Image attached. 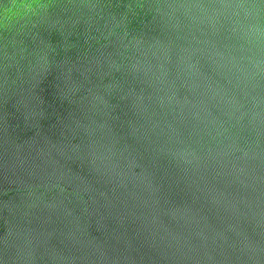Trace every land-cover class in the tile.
<instances>
[{
	"label": "clouds",
	"instance_id": "clouds-1",
	"mask_svg": "<svg viewBox=\"0 0 264 264\" xmlns=\"http://www.w3.org/2000/svg\"><path fill=\"white\" fill-rule=\"evenodd\" d=\"M0 264H264V0H0Z\"/></svg>",
	"mask_w": 264,
	"mask_h": 264
}]
</instances>
